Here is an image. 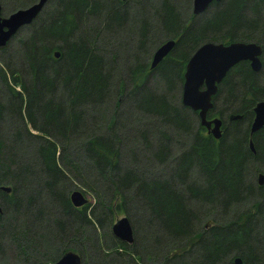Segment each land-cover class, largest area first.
I'll return each mask as SVG.
<instances>
[{
    "label": "trees",
    "instance_id": "1",
    "mask_svg": "<svg viewBox=\"0 0 264 264\" xmlns=\"http://www.w3.org/2000/svg\"><path fill=\"white\" fill-rule=\"evenodd\" d=\"M111 4L113 7L92 0H62L49 18L39 25V32L23 44L22 57L26 64V66L24 64L26 74L24 79L19 77L20 70H11L7 68L8 66L5 67L2 60L0 61L2 88L0 120L3 118V109L10 104L22 124L21 131H15V143L18 145L23 138L28 139L31 143L29 145H32L29 148L36 154L33 164L23 162L18 167H12L16 157L5 153L10 147L0 135V185L10 182V179L14 182L23 180L29 183L28 179L34 178L38 171L43 177L46 193H49L54 200L53 207L56 211L53 210V214L46 215L44 207L41 206L34 213L30 212L26 204L36 205L38 190L35 185L27 192L20 191L17 194L13 186L10 194L0 191L1 198L9 208H12L14 214L24 210L32 224L36 221L39 223L47 216L48 223L54 228L50 229L51 235L58 237V240L63 237V240L72 241L78 233L77 241L81 243L82 249L77 248V251L84 259L85 248L82 247V241L86 240V236L82 234L81 227H91L93 224L98 230L101 229V222L99 218L92 216V212H88V205L83 209L72 206L68 197L70 190L65 192L58 186V183L67 176L65 171L68 167L64 162L66 161L75 167L72 172L79 171L84 174V171L86 173V170L90 169V173L96 177V180L92 179L91 182L97 183L99 179L101 183H107L101 188L106 195L100 193L102 197L98 196V206L103 215L111 216L109 221L116 211L125 212L126 205H130L127 199L131 197H135V201L143 208L144 215L134 216L133 220L137 226L140 223L145 225V234L151 237L150 242L144 239L145 243L140 239L136 228L131 244L122 243L114 238L112 232L108 233L111 241L108 250L103 253L102 243L98 240L93 246L97 257L103 254L102 264H229L227 262H231L234 256L239 257L242 264H264V251L261 249V245L264 247V223L262 227L257 223L258 216L264 212V203H260L264 198V188L263 186L257 188L254 181L253 184L245 182L251 167L258 164L264 166V129L254 136L255 153L249 150L246 129V125L253 117L254 103L258 99H264V76H262L264 55L259 72L251 71L247 63L241 62L237 77L228 85L229 101L235 104L231 102L232 105L228 106L227 113H242L243 119L232 122L230 129L224 126V133L219 141L205 133L197 118L193 127L190 116L185 114L189 111L188 108L183 107L179 102L176 106H171L165 97L154 94L146 85L147 74L142 68V63L134 62L135 66L129 70L132 75L129 78L131 83H134V89L129 90V94L133 97L134 107L140 111L139 114L156 118L160 124L190 139L186 148L173 158V169L168 177H143L137 170L120 166V137L111 132L115 128L113 121V124L109 125L110 120H108L109 132L104 134L103 131L98 132L99 129L95 132L88 131L84 125L86 124L83 119L84 112L78 105L95 103L107 97L111 73L110 69H105L104 60L96 54V50H93L89 43L74 35L75 31L67 34L68 25L64 26L65 28L60 27V23L65 22L67 13L70 20H74L70 22V26L75 27V18L80 22L83 16H94L95 12L97 13L101 8L103 10L104 7L112 9V11L107 10L108 23L115 26L116 24L110 20L117 19V22H121L122 15L119 13V3L113 0ZM163 4H167L170 9L167 10L162 21V28L174 33L179 29L182 30L183 23L174 8L166 1H163ZM215 4L217 3L211 5ZM247 8V12L252 17L245 12ZM146 29L145 27L144 31H141L142 42L146 38ZM242 29H247L250 34L264 30V0H227L226 7L215 11L199 28L195 24L186 28L176 39L171 53L178 50L182 56H185L184 52L187 48L194 46L199 39L208 36L206 33H209L211 40L208 41L215 40L214 42L217 43L239 40L260 43L263 45L264 54V39L253 40L246 38L243 33L239 35ZM55 38L63 40L65 45L63 47L50 45L49 40ZM142 42L141 46L144 45ZM202 43L198 44L194 51ZM55 48L61 52L57 59L52 56ZM171 57V55L165 57L157 67L158 71H162L163 76L167 77L165 79L174 86L181 76L183 65L182 62ZM5 69L9 70L10 76ZM17 86L21 87L25 98L20 95L22 92L19 94L14 89ZM62 90L61 96L65 94L67 98L65 104L62 98L57 97ZM28 125L37 131L36 134L30 131ZM82 127L85 128V135L82 140H78L74 136L78 137L80 133L77 132H80ZM68 136L71 139L65 141ZM159 136L161 138L158 139V143L151 146L147 129L139 134L140 139L151 150L149 163L162 166L172 154L167 129L163 128ZM69 146H74L76 150L72 153ZM74 156L77 158L73 159ZM135 158L139 160L138 156ZM192 170L196 171L195 180L190 178ZM87 182L89 184L86 186L93 189L94 185L88 179ZM133 188L134 192L131 191ZM109 190L111 195L108 194ZM250 200L247 209L237 212ZM232 205L241 207L234 210L232 221L224 220L229 217L227 213ZM203 210L206 212L200 220L198 215ZM2 214L4 209L0 216ZM214 216H224V218L217 221ZM67 219L72 221L70 225L75 223L76 226L69 228ZM209 219L213 223L215 221V224L206 230L202 225ZM193 223L198 227L195 228ZM8 226L5 232L17 247L20 248L18 245L24 244L23 239L29 241V233L33 234V238H30L32 247L38 246V233L36 234L33 228L24 229V225L21 229H17L14 223H9ZM67 250L69 251V248L66 249L64 246L62 250L60 249V255ZM193 253H197V257L200 258L195 260L192 257ZM57 259L54 257L51 261ZM223 260L227 262L221 263Z\"/></svg>",
    "mask_w": 264,
    "mask_h": 264
},
{
    "label": "rangeland",
    "instance_id": "2",
    "mask_svg": "<svg viewBox=\"0 0 264 264\" xmlns=\"http://www.w3.org/2000/svg\"><path fill=\"white\" fill-rule=\"evenodd\" d=\"M7 1V0H6ZM14 1V0H12ZM17 3L13 6H26L28 3V0H15ZM58 1L61 2L62 0H50L49 3H47L45 9L41 13V19H39V22L35 23L32 27H23L19 30V32L16 35L17 40L21 41H10L7 47L1 51L0 53V61L2 60V63L5 64V67L11 68V70L16 69L20 70V74L22 76V79L25 77V62L23 61L22 57V48L23 44L26 41H29V37H33L34 34L39 32V25L43 20H46L49 18L51 13L56 9L58 6ZM92 1H98L101 3V5H112L109 7H113V4L111 2L113 0H92ZM116 3H119L120 9L119 13L122 15L121 22H117V19L110 20L114 25H109V16H108V9L106 8L100 11L95 12L94 16H84V18H81V21L77 24V30H75V35L84 39L86 43H89L91 48L93 50H96V54L101 56L104 60L105 69H110L111 75L109 76V87L107 90V97H104L100 99L99 101H96L95 103H84L81 106V109L83 110V119L86 124H84L88 131L95 132L97 129L98 132L103 131L102 134L107 131L108 125L107 122L110 120L109 125L112 123H115V128L111 130L112 133H116L119 135V152L121 154L120 159V166L122 168L137 170L143 177H158L166 178L169 176V173L173 169L174 160L173 158L177 156L182 149L186 148L187 144L190 143L189 137L183 135L182 133L176 132L172 129H169L167 126H164L160 124L159 120L156 118H152L150 116L139 114L140 111L134 107L133 103V97L129 94V90L133 88V84L131 83V79L129 78L132 76L129 72V70L133 69L135 66L136 61H139L140 64L146 65L148 63V66L150 68V62L151 58L153 56V53L157 49V47L164 41L168 39H173L174 37L176 39L179 38V35H182L184 33V30L188 28L191 24H195L197 28H199L202 24L205 23V21L212 16V14L219 10L223 9L227 5V0H221L215 5H211L209 8H207L204 12L194 15L192 12V0H115ZM163 1H166L169 6H172L177 13L179 20H181L183 23L184 28L181 30L179 29L177 32H170L166 31L162 28V21L165 18V14L167 13V10L170 8L167 6V4H163ZM8 2V1H7ZM7 4V5H6ZM6 6H9L10 4L5 3ZM67 6L69 7V3H67ZM112 11V9H111ZM248 11V8L245 12ZM228 13V12H227ZM248 16L251 15L249 12H247ZM230 15V14H228ZM115 17V16H114ZM252 17V16H251ZM42 20V21H41ZM226 20V18H225ZM110 22V23H111ZM119 23V24H118ZM145 23V24H144ZM118 24V25H117ZM145 27L146 29V38L145 41H141V31L143 32ZM243 35L248 39H264V30L259 31L257 34H250V32L247 29H242L239 31V35ZM208 36H203L204 38L199 39L198 43H196L194 46H191L187 48V50L184 52L185 56H182V53L178 50H175L174 53H171L170 55L173 57L174 60H177L179 62H182L181 65H183L181 76L178 77V80L174 86L169 83L163 76L162 71H158V67L151 69L146 72V85L148 88H151V91H153L154 94H157L159 96H163L166 98V101L171 106H176L180 102V96H181V88L183 83V71L186 61L189 59L191 54L193 53L195 47L202 43V42H209L210 34L206 33ZM242 37V36H240ZM244 38V37H243ZM75 39V38H73ZM50 45H55L56 47L64 46L65 43H63L61 39H52L49 40ZM215 40L211 41L214 42ZM241 41V40H239ZM141 42L144 44L141 46ZM245 42V41H244ZM46 43V42H45ZM217 43V42H215ZM183 47V45H181ZM58 49V48H56ZM60 57V56H59ZM57 57V58H59ZM171 57V58H172ZM54 58V57H53ZM54 58V59H57ZM25 64V66H24ZM138 65V64H137ZM140 70L141 68L138 67ZM139 69H136L137 71ZM169 75V74H168ZM170 76V75H169ZM264 76V72L262 74ZM60 87V85H59ZM58 87V88H59ZM84 88V86L82 87ZM19 91L20 88L16 87ZM61 89V88H59ZM134 89V88H133ZM2 88L0 87V93ZM21 93V92H20ZM62 92L59 91L57 94L59 98H62L64 101V104L66 103V97L65 94L61 96ZM109 94V95H108ZM22 98H25V93L22 92L20 94ZM224 98L222 91L218 95V100L216 104L214 105L213 112H218L224 109V106L221 104V100ZM226 98V95H225ZM262 98V97H261ZM24 102V101H23ZM231 102L228 99L223 101V105L225 106H231ZM235 104V102H233ZM223 108V109H222ZM187 115H189L191 122L193 121V127L196 125V118L198 119L197 115L195 113H192L191 110L186 111ZM226 115V114H225ZM225 115L223 116L225 118ZM235 122V121H233ZM22 123V122H21ZM112 123V124H113ZM232 122L226 123L225 126H227L228 129H230ZM22 124H20L19 119L16 116V113L12 111L10 104L6 105L3 109V118L0 120V135L3 141L6 143V145H9L10 150H5V153L8 155H14L16 157L15 164H12V167H18L21 163H30L33 164V162L36 160V154L33 150H31L29 147H32V145H29L30 141L25 138L20 142V144H16L14 141V134L15 131L19 130L21 131ZM113 126V125H112ZM30 131L34 134H36V130L33 129L30 125ZM165 128L167 129V132L169 134L168 143L171 148V158L164 163V165L159 166L155 164L149 163V158L151 154V150L148 147V145L143 142L139 134L141 131L147 129V131L150 134V137H148V141L151 143V146H154L158 143V139L161 138L159 136L160 131ZM230 131V130H228ZM80 133L77 137L78 140L83 139V135H85V128H80ZM71 136V134H70ZM68 136V139L70 140L71 137ZM228 137V136H227ZM253 140V144H254ZM248 143V141H247ZM31 144V143H30ZM148 147V148H147ZM70 150L72 149V153L76 148L74 149V146H69ZM136 156L139 157V160L135 158ZM72 157V156H71ZM77 158L76 156L73 157V159ZM75 161V160H74ZM65 164L68 167L66 169V175L65 180H61L58 183V186L61 190H64L65 192L70 190L68 197L71 193V191L77 189L83 192V194H86L87 200H88V212H92V216L99 218L101 224V229L96 230V226L91 225L82 226L83 228L82 234L86 236V240L84 239L82 241V247L85 248V256L82 261V264H102L104 261L102 259L103 254H101V257H97L96 250L93 249V246L97 244V240L102 243L103 253L104 251L108 250L107 248L111 247V241L108 237V233H111L112 224L119 218L126 216L132 227L133 232L135 234V228L137 230V233L142 240H148L150 242L151 237H148V234H145V225L140 223L138 226L134 223L133 217L143 214V208L135 201V197H131V199H127L130 201V205H126L125 212L119 213L116 211L115 215L112 217V220L109 221L108 217L103 215L100 211V206H98V196L102 193V195H106V193L101 190V188L107 184L106 182L101 183L98 179V182H91L92 179L96 180V177L90 173V169L86 170V173L84 171L83 173L72 172L75 167L72 166V164L67 163L64 161ZM37 167V166H36ZM81 167V165H80ZM37 171V169H36ZM83 172V171H82ZM88 172V174H87ZM195 170H192L190 174V178L192 180H195L197 178V175L195 173ZM39 172L37 171V174ZM262 173L264 174V166L261 164H258L251 167V172H248L246 175L245 182H251L255 186L258 183L256 181V175ZM33 178L28 179V182L21 181H15L10 179L8 183H3L0 186H9V187H15V192L21 193L27 192L30 187L36 186V189L38 190L37 196H36V205L33 203L26 204L30 209L31 213H34L35 210L37 211L39 207H44V214L49 215L48 213L53 214V210L56 211V209L53 207V199L49 195V193H46L45 186L43 185V177L42 175L38 174ZM99 176V175H98ZM34 179V180H33ZM87 179L94 185L93 189H89L86 185L89 184L87 182ZM198 182V181H197ZM200 183V181L198 182ZM178 185V184H177ZM263 185L264 183L259 184ZM90 187V186H89ZM100 188V189H99ZM182 189V187L180 188ZM184 190V188H183ZM131 191H135L134 188ZM258 191V190H257ZM185 193V191H183ZM108 194L111 195V191L109 190ZM129 196V194L127 193ZM261 200V199H260ZM250 201L245 203L242 207L241 206H230L227 213V218L224 220H230L232 221V217L234 216V210L241 207L240 210L247 209L250 205ZM191 204L193 202H190ZM261 204L264 203V198L260 202ZM113 207L116 210L115 204L113 202ZM0 206L1 211L4 209V214L0 216V264H50L54 261H51L54 257H61L60 255V249L65 246L69 248L70 251L79 253L77 251V248H81V243L77 241L79 234H75V238L72 241L63 240L58 237L52 236L50 229L52 228L51 224L48 223V217H44L41 221H36L33 224L29 220V216L25 215L24 210H19L18 213L12 212V208H9V206L6 204V202L1 198L0 196ZM131 206V207H130ZM132 208V209H131ZM59 210V209H58ZM11 212L13 214H11ZM205 210L201 211L199 213L200 220L203 218V215H205ZM89 215V213H88ZM212 213L210 214L211 217ZM16 216V217H15ZM27 216V217H25ZM132 216V218H131ZM217 221H220V219L224 218V216H214ZM69 218V217H68ZM48 220V221H47ZM141 220V219H140ZM47 222V223H46ZM69 219H67V224L69 228H72L73 225L76 226L75 223L70 225ZM202 221H199V223ZM228 222V221H226ZM9 223H14L17 226V229H21L22 226H24V229L27 228L31 230L33 228L34 231H36L37 238H38V246L32 247V241L30 242V238H33V234H28L29 241H26V239L22 240L24 244H20L17 247L15 243L12 241V239L9 237L7 232H5L6 227H9ZM202 226L207 230L209 227H211L213 224H215L209 219L208 221L204 222ZM258 226L262 227L264 223V212L260 213V215L257 218ZM98 225V223H95ZM195 228L198 227L195 223ZM86 229V231H85ZM3 230V231H2ZM44 230V232H42ZM114 236V235H113ZM152 236V234H151ZM116 238V237H114ZM35 239V238H34ZM119 240L118 238H116ZM144 242L146 243V241ZM120 241V240H119ZM64 242V243H63ZM264 251L263 245H261ZM21 248L23 251H21ZM36 248V249H35ZM82 249V248H81ZM178 249V248H177ZM113 250V249H112ZM68 251V250H67ZM102 251V250H101ZM198 253V252H197ZM197 253H193L192 257L195 260H198ZM236 255V253H234ZM236 258V256H234ZM192 259V258H191ZM99 260V262H98ZM234 260V258H233ZM227 262L226 260H223L221 263H229V264H236L233 262ZM56 261V260H55ZM242 264V262H241Z\"/></svg>",
    "mask_w": 264,
    "mask_h": 264
},
{
    "label": "water",
    "instance_id": "3",
    "mask_svg": "<svg viewBox=\"0 0 264 264\" xmlns=\"http://www.w3.org/2000/svg\"><path fill=\"white\" fill-rule=\"evenodd\" d=\"M221 0H192V12L194 15L204 12L213 2ZM47 0H38L27 8L19 9L8 17L0 20V46L5 45L8 37L24 24L30 23L40 12ZM3 26L6 31H3ZM176 41L168 39L162 42L151 58L150 68H155L162 59L174 48ZM262 47L254 42L233 41L228 44L204 42L189 57L183 73L181 103L198 111V117L202 126L208 128V132L215 139L222 136L220 118L208 120L207 111L212 107L211 96L216 92L217 84L224 78L227 71L236 63L248 60L253 71L261 68L259 59ZM59 56V51L54 52V57ZM254 119L251 123V133L264 126V100L256 103L254 107ZM240 116L232 113L230 118ZM250 147L253 142L250 140ZM259 184L264 183V174L259 173ZM0 190L9 193L11 187L0 186ZM72 206L81 207L89 203L86 194L80 190H73L69 195ZM1 212V206H0ZM112 234L120 241L131 244L134 240L133 227L126 216L117 219L112 224ZM81 256L73 251L65 252L57 261L50 264H81ZM234 263L240 264L239 257L234 258Z\"/></svg>",
    "mask_w": 264,
    "mask_h": 264
},
{
    "label": "flooded vegetation",
    "instance_id": "4",
    "mask_svg": "<svg viewBox=\"0 0 264 264\" xmlns=\"http://www.w3.org/2000/svg\"><path fill=\"white\" fill-rule=\"evenodd\" d=\"M8 1V2H7ZM0 0V20H2L3 18H6V17H8L10 14H12L13 12H15V11H17V10H19V9H23V8H27L28 6H30V5H32L33 3H36L38 0H28V4L26 5V6H13V4L15 5V3H17V1H12V0ZM27 1V0H26ZM49 1L50 0H47V2L43 5V7L41 8V10H40V12L38 13V15L30 22V23H27V24H24V25H22L21 27H19L15 32H13L9 37H8V39L7 40H5V41H7L6 43H5V45H3V46H0V53H1V51H3L6 47H7V45L9 44V42L10 41H21V40H17V38H16V35H17V33L19 32V30L20 29H22L23 27H32V26H34L35 25V23H37V22H39V19H41V18H39L40 16H41V13L43 12V10L45 9V7H46V5H47V3H49ZM121 1V0H120ZM5 3H8V4H10L9 6H6L5 5ZM60 2L58 1V4H59ZM213 3H218V2H213ZM211 5V4H210ZM84 18V16L82 17V19ZM71 18H69V16H68V13H67V15H66V17H65V22H63L62 24L60 23V22H58V23H60V27L62 26V28L65 26L66 27V25H68L67 26V34H69V32H71V31H75V30H77V26L79 27V25H77L78 23H79V21L75 18V27H72V26H70L71 24H70V22L72 23V21H74V20H70ZM68 20H69V22H68ZM42 21V20H41ZM80 21H81V19H80ZM67 22H68V24H67ZM40 24H42V22L40 23ZM64 27V28H65ZM2 30L3 31H6V27L5 26H3V28H2ZM71 34V33H70ZM75 35V34H74ZM35 38V37H34ZM33 38V39H34ZM32 38L31 37H29V40H31ZM176 41V40H175ZM230 42H233V41H229V42H227V43H223V44H228V43H230ZM245 42H250V41H245ZM251 42H254V41H251ZM254 43H256V42H254ZM176 44V43H175ZM256 44H259L261 47H262V53L260 54V56H259V59H260V61H261V68H262V65H263V60H262V57H263V45L262 44H260V43H256ZM175 46V45H174ZM174 49V48H173ZM173 49L171 50V52L173 51ZM58 49H56L55 48V50L53 51V53H52V56L54 57V52L55 51H57ZM59 51V50H58ZM171 52L168 54V55H170L171 54ZM194 52V51H193ZM60 51H59V56H60ZM193 54V53H192ZM191 54V55H192ZM167 55V56H168ZM58 56V57H59ZM167 56H165V57H167ZM164 57V58H165ZM54 58H56V57H54ZM163 58V59H164ZM162 59V60H163ZM187 62V61H186ZM241 62H245V63H247L248 64V66H249V68H250V70L251 71H253L252 69H251V67H250V63H249V61L248 60H242V61H239L238 63H236L235 65H233L228 71H227V73H226V75L224 76V78L217 84V89H216V92L211 96V102H212V107L207 111V114H206V118L208 119V120H212L213 118H220V120H221V126H220V130H221V133H222V135H223V133H224V126L226 125V123H228V122H233V121H239V120H241V119H243V114L242 113H238V115L240 116L239 118H236V119H231L230 118V116H231V112L230 113H227V109L229 108L228 106H225V105H223V101H225V99L227 100H229V84L232 82V79L233 78H235V77H237V74L239 73V65H240V63ZM185 65H186V63H185ZM142 68H143V70L144 71H149L150 70V68H149V66H148V63L146 64V65H143L142 66ZM261 68H260V70H261ZM184 69H185V66H184ZM15 70V69H14ZM260 70H258V71H253V72H259ZM5 71H6V73H7V75H9L10 76V74H9V70H6L5 69ZM144 71H142V72H144ZM183 73H184V71H183ZM19 77L21 78L22 76H21V74H20V72H19ZM228 76V77H227ZM183 84V83H182ZM18 88H20L21 89V87H19V86H17ZM15 90H17V92L20 94V92H22V89L19 91L18 89H16V87L14 88ZM221 91H222V94H223V96H224V98L221 100V104H222V106H224V109L222 110L223 112H221V111H218V112H213V108H214V105L216 104V102H217V100H218V95H219V93H221ZM181 94H182V88H181ZM225 95H226V98H225ZM261 100H264V99H258L255 103H254V105H253V107H252V111H253V117H252V120L250 121V123L249 124H247L246 125V129H247V131H248V147H249V150L252 152V153H255V148H254V144H253V148H251L250 147V144H249V142H250V140L253 142V140H254V136L259 132V131H261L262 129H264V126L263 127H261V128H259L258 130H256V131H254L253 133H251V123H252V121H253V119H254V115H255V112H254V107H255V105H256V103L257 102H259V101H261ZM180 102H181V96H180ZM181 105H182V103H181ZM183 107H185V108H188V109H190L191 110V108H189V107H186V106H184V105H182ZM192 111V113H195L196 115H197V117H198V111H193V110H191ZM226 114V115H225ZM235 114V113H234ZM225 115V118L223 117ZM198 120H199V124H200V126L204 129V131H205V133H207L208 135H211V137L214 139V140H216V141H219L220 139H215L213 136H212V134L211 133H209L208 132V128L207 127H205V126H202L201 125V123H200V119H199V117H198ZM221 135V136H222ZM259 174H257L256 175V181H257V183H258V186L259 187H261V185H259V176H258ZM263 186V185H262ZM1 192H4V191H2V190H0ZM11 192V191H10ZM10 192L9 193H6V194H10ZM88 204V203H87ZM87 204H85L84 206H87ZM84 206H81V207H75V208H79V209H83L84 208ZM2 212V211H1ZM0 212V213H1ZM122 242V241H121ZM122 243H125V242H122ZM126 244V243H125ZM70 251V250H69ZM66 252H68V251H66ZM65 253V252H64ZM76 253V252H75ZM63 255V254H62ZM78 255H80L81 256V261H83V255L82 254H80V253H78ZM60 258V257H59ZM58 258V259H59ZM57 259V260H58ZM56 260V261H57ZM55 262V261H54ZM233 262H234V260H233ZM82 264V263H81ZM241 264V263H240Z\"/></svg>",
    "mask_w": 264,
    "mask_h": 264
}]
</instances>
